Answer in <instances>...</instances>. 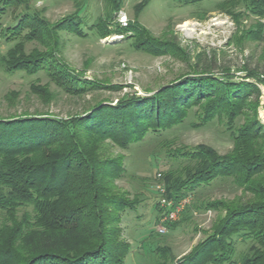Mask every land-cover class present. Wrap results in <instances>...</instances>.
Returning a JSON list of instances; mask_svg holds the SVG:
<instances>
[{"label":"trees","instance_id":"obj_1","mask_svg":"<svg viewBox=\"0 0 264 264\" xmlns=\"http://www.w3.org/2000/svg\"><path fill=\"white\" fill-rule=\"evenodd\" d=\"M203 1L210 0H180L185 5ZM236 2L250 15L264 18V0ZM34 18L24 14L4 30V39L18 41L3 61L4 69L45 71L65 92L84 91L85 83H77L61 66L48 63L50 55H25L18 47L39 34ZM64 21L68 30L80 33L78 14ZM93 29L100 37L109 33L105 25L96 24ZM133 30L129 25L119 32ZM249 34L264 41L261 28ZM133 38L137 48L149 54L169 47L142 31L133 33ZM251 77L264 84V73L261 78L247 74L243 79ZM255 94L259 89L252 82H234L228 74L201 69L150 97L129 95L115 104L99 102L66 120L47 115L0 118V212L10 221L0 227V264H123L131 247L120 239L119 224L140 201L116 191L115 181L125 173L123 159L104 157L102 144L109 141L128 149L144 143L151 134L159 136L183 124L193 106L201 108L200 123L194 126L225 118L233 150L219 156L211 148L197 146L168 153L171 161L186 158L195 165L158 173L164 198L176 202L217 179L232 178L252 199L205 203L204 210L224 212L211 233L178 260L171 259L165 248L152 249V256L157 254L154 264H235L239 256L238 264H264V126L255 116H245L246 103ZM238 119L244 122L235 130ZM28 205L33 221H17L15 210ZM158 211L157 223L162 209ZM240 245L247 249L237 257Z\"/></svg>","mask_w":264,"mask_h":264},{"label":"rangeland","instance_id":"obj_2","mask_svg":"<svg viewBox=\"0 0 264 264\" xmlns=\"http://www.w3.org/2000/svg\"><path fill=\"white\" fill-rule=\"evenodd\" d=\"M24 14L35 16L40 32L38 38L21 41L18 47L25 55H50L48 63L61 66V71L77 83H85L84 91L65 92L45 71L30 74L4 69L3 61L18 43L4 39V30ZM75 14L79 34L65 26L64 20ZM96 24L105 25L109 32L106 37L93 29ZM129 25L134 27L133 32H119ZM0 28V118L47 115L66 120L99 102L115 104L129 95L150 97L177 79L205 69L217 75L228 74L234 82L254 83L259 94L248 99L245 116H255L264 126V84H257L252 77L243 79L247 74L261 78L260 73H264V41L249 34L255 28L264 31V18L250 15L236 0L191 5L180 0H0ZM140 31L169 47L155 55L139 50L133 33ZM200 113V106H193L183 124L159 136L151 134L144 143L128 149L103 142L104 157L123 159L125 173L115 181L116 191L140 201L119 224L120 239L131 247L123 264H154L157 254L152 256L150 251L156 247L167 249L173 260L180 259L203 241L224 215L220 209L204 210L202 205L252 199L249 192L233 184L232 178L217 179L191 196L189 206L178 219L165 225L164 234L157 232V187H164L158 173L180 172L195 165L186 158L171 161L168 153L197 146L211 148L219 156L233 150L225 118L194 126L200 123ZM243 122L238 119L234 129ZM15 218L33 221L32 206L16 209ZM4 225H10V221L0 212V227ZM246 249L245 245L238 246L237 257Z\"/></svg>","mask_w":264,"mask_h":264},{"label":"built area","instance_id":"obj_3","mask_svg":"<svg viewBox=\"0 0 264 264\" xmlns=\"http://www.w3.org/2000/svg\"><path fill=\"white\" fill-rule=\"evenodd\" d=\"M160 177V174H158ZM159 192V206L162 209V214L159 219V226L157 232L159 234H164L166 232L165 225L171 222H175L179 215L184 211V209L189 206L191 196L184 197L179 201H170L164 198V187H157Z\"/></svg>","mask_w":264,"mask_h":264},{"label":"bare ground","instance_id":"obj_4","mask_svg":"<svg viewBox=\"0 0 264 264\" xmlns=\"http://www.w3.org/2000/svg\"><path fill=\"white\" fill-rule=\"evenodd\" d=\"M185 26V25H184Z\"/></svg>","mask_w":264,"mask_h":264}]
</instances>
